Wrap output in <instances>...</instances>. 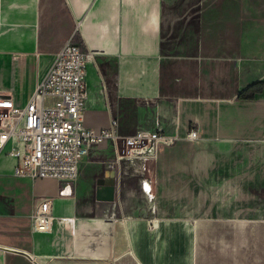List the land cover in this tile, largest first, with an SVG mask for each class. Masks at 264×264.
I'll return each mask as SVG.
<instances>
[{
    "label": "crops",
    "instance_id": "1",
    "mask_svg": "<svg viewBox=\"0 0 264 264\" xmlns=\"http://www.w3.org/2000/svg\"><path fill=\"white\" fill-rule=\"evenodd\" d=\"M73 35L95 54L87 127L179 140L112 184L113 148L94 146L64 195L0 156V264H264V89L238 99L264 82V0H0V95L26 105Z\"/></svg>",
    "mask_w": 264,
    "mask_h": 264
},
{
    "label": "built area",
    "instance_id": "2",
    "mask_svg": "<svg viewBox=\"0 0 264 264\" xmlns=\"http://www.w3.org/2000/svg\"><path fill=\"white\" fill-rule=\"evenodd\" d=\"M94 60V52L84 49L73 35L61 45L26 105L18 106L10 96L0 95V156L15 159L16 176L57 180L64 185L60 193L69 194L82 161L94 146L110 143L115 158L106 161L107 167L121 173L124 160L154 158L160 147L179 140L177 134H167L163 129L124 134L118 116L112 117L108 127H87L86 74L88 63ZM185 138L199 139L198 127L188 129ZM53 200L48 196L39 200L34 230H50Z\"/></svg>",
    "mask_w": 264,
    "mask_h": 264
},
{
    "label": "trees",
    "instance_id": "3",
    "mask_svg": "<svg viewBox=\"0 0 264 264\" xmlns=\"http://www.w3.org/2000/svg\"><path fill=\"white\" fill-rule=\"evenodd\" d=\"M263 89H264V82L262 81L256 82L250 85L249 87H247L246 89H244L243 91H241L238 94V99L240 100L252 99L254 98L255 93H261Z\"/></svg>",
    "mask_w": 264,
    "mask_h": 264
},
{
    "label": "water",
    "instance_id": "4",
    "mask_svg": "<svg viewBox=\"0 0 264 264\" xmlns=\"http://www.w3.org/2000/svg\"><path fill=\"white\" fill-rule=\"evenodd\" d=\"M116 174H115V172L114 171H108V172H106V176L107 177H110L109 179H111V184L113 183V178H114V176H115ZM110 183V182H109Z\"/></svg>",
    "mask_w": 264,
    "mask_h": 264
},
{
    "label": "rangeland",
    "instance_id": "5",
    "mask_svg": "<svg viewBox=\"0 0 264 264\" xmlns=\"http://www.w3.org/2000/svg\"><path fill=\"white\" fill-rule=\"evenodd\" d=\"M91 169H93V168H91L90 166H86V165H85V166L83 167V175H84V174H87V173L89 174L90 171H91Z\"/></svg>",
    "mask_w": 264,
    "mask_h": 264
}]
</instances>
